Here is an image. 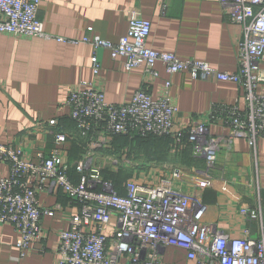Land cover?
Here are the masks:
<instances>
[{
    "label": "built area",
    "instance_id": "built-area-1",
    "mask_svg": "<svg viewBox=\"0 0 264 264\" xmlns=\"http://www.w3.org/2000/svg\"><path fill=\"white\" fill-rule=\"evenodd\" d=\"M42 1L0 0V32L90 44L95 51L91 58L95 76L101 69L96 51L107 49L113 59L124 58L127 70L142 66L146 73L157 76L155 66L161 62L169 73L233 81L242 88L245 106L215 104L210 122H220L229 131L213 135L210 123L204 121L176 128L171 81H166L158 97L141 86L130 102L122 104L107 102L103 89L93 81H81L71 88L67 100L77 130L74 136L86 145L85 155L75 165L61 159V144L67 138L64 133H55V145L48 153L39 151L37 161L26 158L18 145L0 143V160L11 165L10 175L0 177V223L12 224L19 234V259L26 256L32 242L44 239L43 217L54 214V209L41 205L40 192L59 187L77 206V212L71 217L70 227L59 233L58 264H165L161 255L168 246L185 249L187 258L198 264H264L260 193L256 206L240 209L247 219L259 221L261 233L257 237L249 228L240 237H233L205 221L207 206L203 202V190L211 181L209 171L220 152L231 149L233 142L242 138L256 154L257 142L264 138V0H218L226 19L242 27L239 68L235 72L148 46L152 23L135 11L118 42L99 35H86L78 41L51 35L38 16ZM165 9L166 4L162 11ZM56 124V119L49 121V125ZM120 135L170 138L174 150L190 147L206 162L205 171L196 177L199 186L183 188L178 183L181 170L175 169L171 178L161 177L156 183L126 181L120 193L105 178V166L94 158L99 150L109 147L110 137ZM129 164L128 159L120 164L113 161L118 167ZM253 183L260 190L257 179ZM113 218L116 222L109 233L107 227Z\"/></svg>",
    "mask_w": 264,
    "mask_h": 264
},
{
    "label": "crops",
    "instance_id": "crops-1",
    "mask_svg": "<svg viewBox=\"0 0 264 264\" xmlns=\"http://www.w3.org/2000/svg\"><path fill=\"white\" fill-rule=\"evenodd\" d=\"M132 11L152 23L148 46L181 59L196 58L221 71H238L242 27L226 19L218 0H43L38 16L44 30L54 36L78 41L86 35H99L118 42L128 30ZM94 53L90 44L82 42L0 32V143L18 145L26 158L37 161L39 151L48 153L55 145V133H64L67 138L61 144V159L75 165L85 155L86 145L74 136L77 130L67 100L71 88L83 80L93 81L103 89L106 101L114 104L130 102L141 86L158 97L166 81H171L176 128L204 121L210 123L213 135L229 131L220 122H210L215 104L245 106L242 88L236 82L169 73L161 62L155 66L157 76L146 73L142 66L127 70L124 58L113 59L107 49L96 51L101 69L95 76L91 63ZM53 119L57 124L49 125ZM256 149L254 154L242 138L236 139L231 149L224 148L209 171L210 184L203 190L205 221L233 237H240L247 228L253 237L261 233L259 221L240 212L243 206H256L260 193L264 215V138L258 140ZM94 158L104 170L109 168L106 179L112 182V173L135 164L132 172L119 179L123 192L126 181L156 183L161 177L171 178L175 169L181 170L178 183L192 190L199 186L196 177L206 168L204 158L194 155L190 147L174 150L164 139L140 143L122 135L110 137L109 147L99 150ZM138 158L142 164L136 162ZM125 159L129 165H113V161L120 164ZM10 172V163L0 160V177ZM253 179L259 182L260 190ZM40 202L54 209L53 215L43 217L44 239L32 242L26 256L19 259V234L12 224L0 223V264H58L59 233L70 227L77 206L59 187L42 190ZM115 222L113 218L107 227L109 233ZM161 259L165 264H198L176 246L166 247Z\"/></svg>",
    "mask_w": 264,
    "mask_h": 264
},
{
    "label": "trees",
    "instance_id": "trees-1",
    "mask_svg": "<svg viewBox=\"0 0 264 264\" xmlns=\"http://www.w3.org/2000/svg\"><path fill=\"white\" fill-rule=\"evenodd\" d=\"M152 138H155V140H162L163 141V139H164V141H167V143H168V146H170V143H171V140H170V138H165V137H147V138H141V137H134V138H131V139H133L134 141L135 140H137L138 142H140V143H142V141H144V140H149V139H152ZM165 143V142H164ZM181 151V150H180ZM113 176V174H111L110 175V178H115L114 176ZM115 179H117V178H115ZM113 183H114V185H115V187L117 188V190L120 192V193H123V191L121 190V188H122V186H121V184H120V182H119V179H117V182H115V180L113 181ZM123 189V188H122Z\"/></svg>",
    "mask_w": 264,
    "mask_h": 264
},
{
    "label": "rangeland",
    "instance_id": "rangeland-1",
    "mask_svg": "<svg viewBox=\"0 0 264 264\" xmlns=\"http://www.w3.org/2000/svg\"><path fill=\"white\" fill-rule=\"evenodd\" d=\"M136 162H139V163H141L142 164V159L141 158H138V160L136 161ZM133 166H130L129 168H127V169H125V170H123V171H121V172H116V173H112L113 174V176L115 177V178H117V179H120L121 177H122V175H126L127 173H130V172H132L133 171V169H134V165L135 164H132ZM109 173H111L110 172V170H109V168H106L105 170H104V176H105V178H107L108 177V174ZM141 175H142V173H141ZM112 176V177H113ZM117 179H114L115 180V182H117ZM139 182V181H138ZM117 189V188H116Z\"/></svg>",
    "mask_w": 264,
    "mask_h": 264
}]
</instances>
